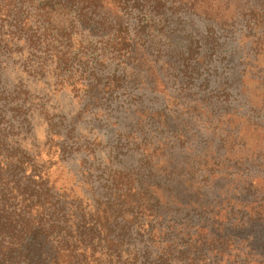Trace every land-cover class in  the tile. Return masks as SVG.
I'll return each mask as SVG.
<instances>
[{"label":"trees","instance_id":"obj_1","mask_svg":"<svg viewBox=\"0 0 264 264\" xmlns=\"http://www.w3.org/2000/svg\"><path fill=\"white\" fill-rule=\"evenodd\" d=\"M182 16L205 27L180 48ZM15 53L95 116L129 93L126 150L71 174L76 121L24 148ZM0 264H264V0H0Z\"/></svg>","mask_w":264,"mask_h":264},{"label":"rangeland","instance_id":"obj_2","mask_svg":"<svg viewBox=\"0 0 264 264\" xmlns=\"http://www.w3.org/2000/svg\"><path fill=\"white\" fill-rule=\"evenodd\" d=\"M255 1V0H251ZM168 25L169 30L174 31L173 33L177 36L174 42L178 44L180 48L183 46V36L187 34L199 36L202 29L205 27V22L201 19L192 18L189 16H182L181 25L174 26ZM183 27V28H182ZM184 29L182 33H180ZM21 54H13L7 61L1 64V68L5 79L9 82V86L22 82L30 90L31 97L33 99V108L35 109L34 114L28 118L29 121L28 129L20 134L22 145L26 149L35 150L37 146H43L46 141L50 138V132L48 131L49 122L56 123L58 121L63 122L64 126H61L59 134H65L68 131V122L76 121V130L69 144L75 141L80 145V149L74 148L72 155L66 162V170L71 174H75L78 171V167L83 159L86 160V155H94L95 159L99 162L106 159L109 156L110 150L121 146L123 151L126 150L121 140L126 125L129 119L126 118V114L120 112L124 109H130L129 93L120 92L115 95L113 101L102 106L101 115L95 116L96 111L100 107H90L83 109L86 101L83 97L82 91L75 89L73 92L67 88L56 87L55 79L52 76L39 77L37 76L34 80L29 78V71L24 66V59ZM6 60V58H5ZM76 70L77 65H73ZM114 64L103 69L100 76L109 75L112 73ZM222 69H220L221 71ZM234 70L236 71L235 67ZM232 69L227 70L231 73ZM74 72V71H73ZM72 75H74L72 73ZM215 80V76H212ZM170 85V84H169ZM80 87V86H79ZM173 87H169L171 90ZM173 90V89H172ZM135 92V91H134ZM133 92V93H134ZM132 93V94H133ZM153 100V97H148V100ZM240 103V101H237ZM236 103V102H235ZM152 108H159L160 103L156 101L149 102ZM248 114L250 112L247 108H244ZM50 120V121H49ZM72 127V126H70ZM59 130V129H58ZM54 133V131H53ZM77 133V134H76ZM76 134V135H75ZM76 136V137H75ZM89 148H86V147ZM129 156V155H128ZM126 156V158L128 157ZM124 159L123 164L130 166L135 157L131 159Z\"/></svg>","mask_w":264,"mask_h":264}]
</instances>
